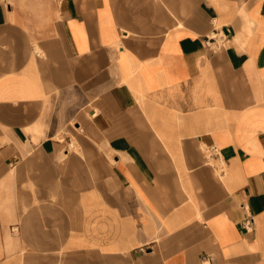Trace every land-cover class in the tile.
Segmentation results:
<instances>
[{"label": "crops", "instance_id": "crops-1", "mask_svg": "<svg viewBox=\"0 0 264 264\" xmlns=\"http://www.w3.org/2000/svg\"><path fill=\"white\" fill-rule=\"evenodd\" d=\"M0 264H264V0H0Z\"/></svg>", "mask_w": 264, "mask_h": 264}, {"label": "built area", "instance_id": "built-area-1", "mask_svg": "<svg viewBox=\"0 0 264 264\" xmlns=\"http://www.w3.org/2000/svg\"><path fill=\"white\" fill-rule=\"evenodd\" d=\"M224 37L220 36V41H223ZM212 41H216L215 40V36H211V37H207L205 40V43L208 45L210 43H212ZM15 229V226H13V230Z\"/></svg>", "mask_w": 264, "mask_h": 264}]
</instances>
